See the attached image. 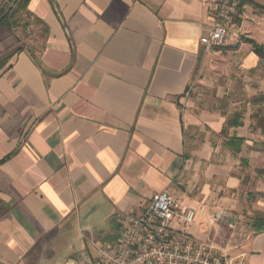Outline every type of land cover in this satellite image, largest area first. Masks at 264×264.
I'll use <instances>...</instances> for the list:
<instances>
[{
	"label": "crops",
	"instance_id": "crops-1",
	"mask_svg": "<svg viewBox=\"0 0 264 264\" xmlns=\"http://www.w3.org/2000/svg\"><path fill=\"white\" fill-rule=\"evenodd\" d=\"M214 1L31 0L0 29V264L90 260L165 190L226 264H264V85L229 110L188 97L212 59L258 69L264 13L206 52Z\"/></svg>",
	"mask_w": 264,
	"mask_h": 264
},
{
	"label": "built area",
	"instance_id": "built-area-1",
	"mask_svg": "<svg viewBox=\"0 0 264 264\" xmlns=\"http://www.w3.org/2000/svg\"><path fill=\"white\" fill-rule=\"evenodd\" d=\"M242 1L213 2L211 30L203 39L206 52L226 45L229 24L239 16ZM197 215L198 210L183 206L170 192L162 191L140 216L120 218L116 243L97 247L94 258H79L74 264H226L225 252L215 244L197 241L184 231Z\"/></svg>",
	"mask_w": 264,
	"mask_h": 264
},
{
	"label": "rangeland",
	"instance_id": "rangeland-1",
	"mask_svg": "<svg viewBox=\"0 0 264 264\" xmlns=\"http://www.w3.org/2000/svg\"><path fill=\"white\" fill-rule=\"evenodd\" d=\"M257 4H264V0H245V5L254 10L257 9L256 7L258 6ZM248 10L249 9H243L242 7L240 14L242 12L247 13ZM238 20L240 19L236 17L235 22H237ZM225 47L226 45L223 47H215V48H218L221 52L224 53ZM225 60L220 59V58L212 59L210 62L211 70L208 72H204V73L200 71L198 73L197 78L194 82V86L188 95L190 100L196 103V108L204 109V110L206 109L229 110L230 108H232L229 101L233 97V90H234L233 86L235 84H238L240 86L241 84L244 83V85L248 87V90L252 92L255 91L254 89H256L254 84H257V86L261 85V87L264 85V62L260 64L258 69L243 73L239 69L238 71H236V67L229 71V68H233L232 64L234 63V65H236V62L234 59L229 60V61L228 59H225ZM223 88L225 89V91H223ZM263 95H264V92H263ZM262 97L263 96L254 97L256 101L254 102L255 103L261 102L260 100L262 99ZM246 98L249 99L248 97H245V99ZM263 112H264V107L261 112H259L258 114L257 112L255 113L256 116H260L258 125L262 131L263 129L261 127V124H262L261 114ZM204 243L213 244L212 242H209V241L204 242ZM220 245H223V244H220ZM215 246L217 247L216 244ZM218 250H221V249L218 248ZM45 264H62V262L60 258H56V259H53L51 262L49 263L47 262Z\"/></svg>",
	"mask_w": 264,
	"mask_h": 264
},
{
	"label": "trees",
	"instance_id": "trees-1",
	"mask_svg": "<svg viewBox=\"0 0 264 264\" xmlns=\"http://www.w3.org/2000/svg\"><path fill=\"white\" fill-rule=\"evenodd\" d=\"M14 0H8L7 4L5 5V7L0 9V16L6 11V9L12 4ZM31 0H18V2L15 4V6L13 7L12 11L10 12V14L8 16H6L3 21L0 23V29L2 27H4L5 25L8 24V22L13 19L18 13L20 12H25L27 13V8H28V4ZM245 5V0L242 1V7ZM258 6L257 9L260 10L261 12L264 13V4H257ZM37 23H41V21L36 20ZM247 42L249 44H251V46L253 47L254 53L260 58V59H264V48L259 45L258 43H256L254 40H247ZM261 102H263L264 104V95L262 97V99L260 100ZM261 127L263 129V133H264V112L261 114ZM253 228L257 231V232H263L264 231V218L262 217H257L254 222H253Z\"/></svg>",
	"mask_w": 264,
	"mask_h": 264
},
{
	"label": "water",
	"instance_id": "water-1",
	"mask_svg": "<svg viewBox=\"0 0 264 264\" xmlns=\"http://www.w3.org/2000/svg\"><path fill=\"white\" fill-rule=\"evenodd\" d=\"M18 2V0H14L12 4L6 9V11L0 16V23L3 21V19L10 14L15 4Z\"/></svg>",
	"mask_w": 264,
	"mask_h": 264
}]
</instances>
